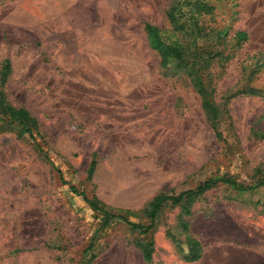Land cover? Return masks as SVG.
<instances>
[{
    "label": "rangeland",
    "instance_id": "rangeland-1",
    "mask_svg": "<svg viewBox=\"0 0 264 264\" xmlns=\"http://www.w3.org/2000/svg\"><path fill=\"white\" fill-rule=\"evenodd\" d=\"M175 1L0 0V66L10 64L0 89L40 131L0 113V264H264V186L166 202L147 232L117 218L102 226L70 188L148 224L155 196L223 174L250 182L264 165V0H204L208 24L248 33L208 69L226 111L221 138L186 72L163 68L144 30L168 29Z\"/></svg>",
    "mask_w": 264,
    "mask_h": 264
},
{
    "label": "trees",
    "instance_id": "trees-1",
    "mask_svg": "<svg viewBox=\"0 0 264 264\" xmlns=\"http://www.w3.org/2000/svg\"><path fill=\"white\" fill-rule=\"evenodd\" d=\"M183 2L175 1L167 10V18L170 27L162 30L157 26L146 22L144 30L150 45L158 52L160 65L163 68L175 66L178 70L186 72L196 91L200 94L202 105L206 110L208 119L215 131L221 138L220 122L226 112L222 103L218 104L213 98L214 84L212 72L208 69L218 59L226 60L233 55L248 40V33L244 30H232L229 26H211L205 21L206 17L213 18L215 7L204 0H189L184 6ZM205 40L206 44H200ZM230 43V45H229ZM230 47V53H229ZM225 51L227 53H225ZM10 70L9 60L5 59L0 66V80L4 82ZM250 92H255L253 87ZM0 113L8 118L9 122L20 129V132L27 133L30 137L36 132L40 134L36 117L24 106L10 104L0 89ZM95 161H91L89 171L94 169ZM250 182H240L234 176L223 174L217 177H208L197 183L193 188L179 192L176 195L159 194L155 196L145 208L144 213L149 219L148 224L130 222L121 210L114 211L101 203L95 197H87L84 192L75 193L81 195L82 199L89 206L102 215V226H105L112 219L126 221L132 228L147 232L151 229L157 212L166 202L179 203L184 198L192 199L198 197L207 189L218 184H226L236 191H249L264 186V165L255 167ZM123 212V213H122ZM188 254L187 260H196L200 256L199 243L187 237ZM144 257L150 259V251L144 250Z\"/></svg>",
    "mask_w": 264,
    "mask_h": 264
}]
</instances>
